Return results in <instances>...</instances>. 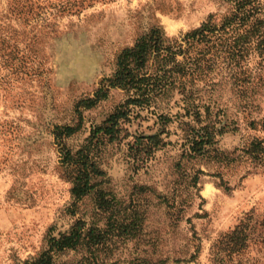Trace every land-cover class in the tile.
I'll use <instances>...</instances> for the list:
<instances>
[{"label":"rangeland","instance_id":"1","mask_svg":"<svg viewBox=\"0 0 264 264\" xmlns=\"http://www.w3.org/2000/svg\"><path fill=\"white\" fill-rule=\"evenodd\" d=\"M231 10L223 0H0V264L36 259L78 219L105 227L94 196L75 201L61 154L78 151L126 102L125 91L111 89L95 107H79L114 73L118 55L153 28L179 38ZM220 71L217 86L199 85L198 114L187 115L175 94L157 110L168 121L136 109L119 138L100 146L119 224L101 251L105 264H214V244L242 217L264 218V164L242 152L264 138L251 127L264 118V64L252 55L238 84ZM81 115L77 133L57 137ZM186 123L215 131L211 153L191 151ZM162 131L159 147L137 146V137ZM257 248L224 264H264Z\"/></svg>","mask_w":264,"mask_h":264},{"label":"trees","instance_id":"2","mask_svg":"<svg viewBox=\"0 0 264 264\" xmlns=\"http://www.w3.org/2000/svg\"><path fill=\"white\" fill-rule=\"evenodd\" d=\"M232 10L222 18L210 15L200 27L179 38H170L160 28H153L125 48L117 57L116 69L104 78L94 98L82 101L79 107H95L108 97L111 89L125 91L128 98L100 126L90 131L86 143L76 152L63 147L62 165L72 181V195L76 202L94 196L96 212L105 215L106 225L78 219L67 233L52 236L47 248L26 264H67L58 259L68 252H77L73 264H105L101 251L107 246L119 224L115 220L116 203L102 186L106 173L100 168L98 150L105 141H115L123 131L122 124L134 113L148 110L160 120H169L167 113H159L161 103L175 94L187 115L198 114L202 99L199 85L217 86L216 70L220 68L234 84L243 81L247 62L252 55L264 64V0H223ZM220 71V72H221ZM158 108V109H157ZM57 127L58 138H68L81 129ZM166 122L163 126H166ZM191 136L190 149L198 155L211 153L215 131L207 126L199 128L186 123ZM253 129L264 134V118L252 121ZM161 133L136 138L137 146L156 148L163 140ZM252 164H264V138H256L242 151ZM127 225L120 228L128 231ZM251 245L264 249V218L258 221L253 214L242 217L234 229L226 233L212 248L214 264H224L248 250Z\"/></svg>","mask_w":264,"mask_h":264}]
</instances>
